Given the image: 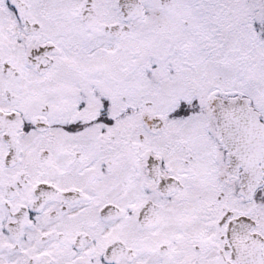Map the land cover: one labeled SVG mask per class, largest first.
<instances>
[{
  "label": "snow or ice",
  "instance_id": "6c2138e0",
  "mask_svg": "<svg viewBox=\"0 0 264 264\" xmlns=\"http://www.w3.org/2000/svg\"><path fill=\"white\" fill-rule=\"evenodd\" d=\"M0 264H264V0H0Z\"/></svg>",
  "mask_w": 264,
  "mask_h": 264
}]
</instances>
